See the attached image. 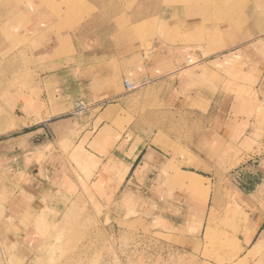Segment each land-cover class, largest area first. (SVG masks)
<instances>
[{
    "label": "rangeland",
    "instance_id": "374dc122",
    "mask_svg": "<svg viewBox=\"0 0 264 264\" xmlns=\"http://www.w3.org/2000/svg\"><path fill=\"white\" fill-rule=\"evenodd\" d=\"M3 1L0 264H264V244L255 241L250 248H240L243 240L248 246L255 236L252 224L259 214L238 193L264 159V60L256 63L246 57L228 66L195 68L197 77L187 79L184 90L179 83L187 69L167 75L162 87L142 88L148 89L150 100L159 94L165 99L143 106L141 112L160 111V118L165 112L166 127L197 139L191 146L178 147L159 130L152 144L160 143L168 155L135 177L139 180L132 192L122 196L124 186L119 184L128 172L122 175L120 163L127 155L113 157L96 171L95 159H78L63 144V154L54 151L46 159L39 155L37 163L47 168L42 165L37 177H29L30 159L1 158V141L20 125L40 121L48 110L39 100L40 92L32 89L39 76L28 41L1 25L9 11H1ZM64 1L74 20L94 13L92 20L114 22L116 29L149 27L150 49L159 43L170 55L180 52L189 67L208 57L209 46L212 52L228 50L264 33V0ZM223 3H230V15L220 8ZM84 5L92 12L83 11ZM72 29L69 54L75 55L82 46ZM257 40L249 47L242 44L247 47L242 52L261 57L264 37ZM20 46L23 51L15 57ZM189 47L198 58L189 55ZM153 125L152 120L149 126Z\"/></svg>",
    "mask_w": 264,
    "mask_h": 264
},
{
    "label": "crops",
    "instance_id": "0c3cea01",
    "mask_svg": "<svg viewBox=\"0 0 264 264\" xmlns=\"http://www.w3.org/2000/svg\"><path fill=\"white\" fill-rule=\"evenodd\" d=\"M64 2L61 1L62 4ZM61 3L57 0H18L16 4H12V0L1 2V11L9 10L5 16V24L1 21V25L12 27L15 35H24V39L28 41L31 59L34 61L32 63H35L36 75L39 76V82L32 89L36 93L40 92L39 100L44 102L48 110L41 115L40 121L20 125L14 135L1 141V158L11 157L14 161L30 159V166L26 168L29 177H37L42 165L47 168L46 163H37L39 155L42 154L46 159L54 151L63 154L60 148L63 144L69 148L68 154H74L78 150V159L86 156L95 159V163L98 162L96 171L103 170L104 165L113 157L127 155L128 159H122L120 163L123 167L122 175L127 170L128 172L123 183L119 184L120 187L124 186L122 193L129 188L132 192L139 176L128 183L131 174L143 164L148 165L145 168L148 171L153 165L162 163L167 154V150L160 143L156 147L152 144L159 130L174 144L179 145L178 147L191 146L197 139L193 134L184 135L166 127L165 112L162 118L160 111L151 114L147 109L144 113L141 112L143 106H154L156 101L158 103L161 99L164 102L165 99L164 94L163 97L159 94L150 100L148 89L142 88L162 87L165 83L162 79L167 75L187 69L189 72L179 83L181 88L177 86L184 90L187 79L197 77L195 68L209 65L228 66L246 57L254 59L256 63L264 60V54L257 59L256 55L250 56L242 52L244 48L257 43L258 38L264 37L263 33L259 37L241 40L238 45L228 50L212 52L209 46L211 53L207 52L208 57L201 58L193 66L189 59V67L183 62L184 56L180 52L174 53V49L170 48L171 53H174L172 55L161 48L159 43H154V47L150 49L153 40L150 39L149 27L138 30L132 24L116 29L114 22L92 20L94 13L90 16L86 14V18L80 17H84L81 21L74 20ZM85 10L92 12L91 6L84 5L83 11ZM70 28H73L74 37L82 46V50L72 54L73 56L69 54ZM115 33L119 35L113 36ZM5 39L1 35V41ZM20 40L23 43L21 38ZM242 44H247V47H240ZM236 47L240 48L234 50ZM22 48L20 46L15 50V57L23 51ZM189 48V55L198 58L193 49ZM38 52L42 53L38 55ZM229 53L235 54L228 56ZM170 67V70H166ZM125 82L140 84V87L127 92ZM77 101L87 103L89 110L83 115L68 117L69 108ZM152 120L154 125L149 126ZM25 122L28 123V120ZM85 138L87 139L84 140ZM137 139L143 144L137 142ZM147 156L151 158L150 161L146 159ZM263 163L264 159L255 173H251L253 177L248 181L246 179L238 188L239 195L250 205L253 204L254 213L262 218L250 244L245 245L244 240L241 243L242 250L250 248L264 236ZM263 244L261 242L259 245Z\"/></svg>",
    "mask_w": 264,
    "mask_h": 264
},
{
    "label": "bare ground",
    "instance_id": "6f19581e",
    "mask_svg": "<svg viewBox=\"0 0 264 264\" xmlns=\"http://www.w3.org/2000/svg\"><path fill=\"white\" fill-rule=\"evenodd\" d=\"M186 1V0H185ZM184 2V1H183ZM186 2H188V1H186ZM185 2V3H186ZM192 3H193V1H191ZM210 2V1H209ZM172 4V3H171ZM171 4H169L170 6H171ZM184 4V3H183ZM161 5V4H160ZM187 5V4H186ZM190 5V4H189ZM192 5V4H191ZM165 6V5H164ZM230 3H223V5H222V7H220V8H222V9H225V14L226 15H230L229 14V9H230ZM193 7V6H192ZM190 8V7H189ZM191 9V8H190ZM215 11V9L213 10V12ZM185 12V11H184ZM186 12H187V9H186ZM228 13V14H227ZM225 14H223V15H225ZM225 15V16H226ZM228 17V16H227ZM212 20V19H211ZM219 20H220V18H219ZM224 20H225V18H224ZM221 21V20H220ZM215 23V22H214ZM219 25H223V27L225 26L223 23L221 24V23H218ZM228 26V25H227ZM222 27V26H221ZM222 27V28H223ZM221 29V28H220ZM250 51H253L252 49L250 50ZM259 111V110H258ZM264 111V110H263ZM263 116V115H262ZM260 117V116H259ZM258 123V122H257ZM76 151H78V150H75L74 151V154L73 155H75V153H76ZM80 153V152H79ZM79 153L77 154V155H79ZM81 155V154H80ZM75 157H76V155H75ZM74 157V158H75ZM78 157V156H77ZM76 157V158H77ZM146 159H148L149 161H150V157L149 156H147L146 157ZM147 167V164H143V165H141L137 170H135L134 172V174H133V176H132V178H130L129 179V181H128V183L129 182H131L133 179H135V177L142 171V170H144L145 168ZM131 189L129 188V189H127L125 192H123L124 194H126V193H128L129 191H130ZM123 193H121L122 194V196H123ZM262 194V193H261ZM254 197H256L255 195H254ZM263 210V209H262ZM261 217H260V215H257L256 216V221H255V223L254 224H252V226H253V232H255L256 230H257V228L259 227V225H260V223H261ZM261 242H264V236H261L260 238H259V241L257 242V244L259 245Z\"/></svg>",
    "mask_w": 264,
    "mask_h": 264
},
{
    "label": "built area",
    "instance_id": "2783aa9c",
    "mask_svg": "<svg viewBox=\"0 0 264 264\" xmlns=\"http://www.w3.org/2000/svg\"><path fill=\"white\" fill-rule=\"evenodd\" d=\"M124 87H125V90L127 92H131V91L135 90L136 88H139L140 84L133 85L129 82H125ZM88 110H89V105L87 103H85L84 101H77L74 104L72 112L70 113V115L80 116L82 114H85Z\"/></svg>",
    "mask_w": 264,
    "mask_h": 264
}]
</instances>
